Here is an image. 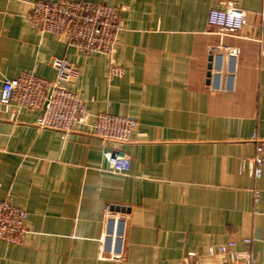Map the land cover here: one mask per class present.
<instances>
[{
  "label": "crops",
  "instance_id": "obj_1",
  "mask_svg": "<svg viewBox=\"0 0 264 264\" xmlns=\"http://www.w3.org/2000/svg\"><path fill=\"white\" fill-rule=\"evenodd\" d=\"M31 1L56 0H0V90L23 72L54 80L64 57L78 74L62 87L89 122L107 111L137 127L112 145L130 159L117 175L88 125L64 134L39 128L40 111L0 106V201L26 211L31 232L22 246L0 241V264H218L206 249L229 240L264 264V174L251 163V138L264 139V0H72L119 10L114 79L104 57L33 29ZM230 4L246 25L220 35L208 12ZM212 47L237 52L230 91L207 87ZM107 207L125 211L117 261L99 257ZM193 251L204 254L187 261Z\"/></svg>",
  "mask_w": 264,
  "mask_h": 264
},
{
  "label": "built area",
  "instance_id": "obj_2",
  "mask_svg": "<svg viewBox=\"0 0 264 264\" xmlns=\"http://www.w3.org/2000/svg\"><path fill=\"white\" fill-rule=\"evenodd\" d=\"M28 4L30 9L27 19L33 29L40 34H53L82 53L104 57L107 60L109 79L123 76L122 66L113 60L117 37L123 30L119 23L118 9L104 4L72 0L31 1ZM245 17V11L230 4L219 9H210L207 23L220 35L233 36L246 25ZM217 49L222 53H217ZM209 54L211 66L208 71V89L230 91L236 50L212 47ZM261 55L264 58V44ZM51 67L55 70L52 81L29 72L20 73L13 79H4L0 90V106L12 107L17 112L40 111L36 121L39 128L64 134L78 125H88L96 138L111 145L110 149L103 152L109 171L117 175L128 173L129 157L112 145L120 146L132 141V134L137 127L136 119L101 111L93 115L89 122L90 114L82 99L62 87L64 83L76 79V67L64 57L53 58ZM251 142L254 146L251 158L252 176L257 180L264 174V139L254 135ZM253 195L254 201H258V191L254 190ZM261 214L264 215V209ZM26 220V211L12 206L7 200L0 201V241L14 246L25 244L31 235ZM104 223L105 232L100 241L99 257L101 260L117 261L121 258L123 221L115 211L107 207ZM243 242L248 244L250 240L244 239ZM236 245L235 240H229L215 247H208L205 255L215 257L218 264H254L251 253L237 251ZM202 254L204 252H190L187 261Z\"/></svg>",
  "mask_w": 264,
  "mask_h": 264
},
{
  "label": "water",
  "instance_id": "obj_3",
  "mask_svg": "<svg viewBox=\"0 0 264 264\" xmlns=\"http://www.w3.org/2000/svg\"><path fill=\"white\" fill-rule=\"evenodd\" d=\"M112 210L113 211H119L120 210L122 213L125 212L124 209H122V208L119 209V207H112Z\"/></svg>",
  "mask_w": 264,
  "mask_h": 264
},
{
  "label": "rangeland",
  "instance_id": "obj_4",
  "mask_svg": "<svg viewBox=\"0 0 264 264\" xmlns=\"http://www.w3.org/2000/svg\"><path fill=\"white\" fill-rule=\"evenodd\" d=\"M120 209V208H119ZM115 213L118 214V217H121L120 214H122V212L119 210V211H115Z\"/></svg>",
  "mask_w": 264,
  "mask_h": 264
}]
</instances>
